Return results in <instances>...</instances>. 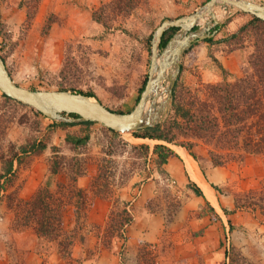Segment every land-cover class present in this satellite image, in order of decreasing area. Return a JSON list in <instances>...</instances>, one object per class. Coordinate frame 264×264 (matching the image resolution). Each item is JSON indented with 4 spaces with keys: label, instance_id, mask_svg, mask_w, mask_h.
<instances>
[{
    "label": "rangeland",
    "instance_id": "rangeland-1",
    "mask_svg": "<svg viewBox=\"0 0 264 264\" xmlns=\"http://www.w3.org/2000/svg\"><path fill=\"white\" fill-rule=\"evenodd\" d=\"M206 1L0 0V56L4 59L12 81L20 87L92 92L93 98L105 108L126 113L136 104L142 84L146 81L149 41L153 30L163 19L189 15ZM252 1L264 5V0ZM219 7L215 8L216 11L212 9L218 12L216 17L214 16L217 21L234 10L225 5ZM210 15L203 24L198 25L203 26ZM249 20L250 15L236 12L223 21L211 38L212 43H207V61L209 60L210 66L217 67L213 55L234 53L238 59L240 78L243 77L247 67L246 59L251 52L252 34L250 31L244 32L240 39L234 41L227 38L237 33ZM191 50L192 48L183 54L176 80V88L182 92L185 100H189L194 94L203 97V87L206 84H216L206 82L203 68H198V65L186 60ZM227 80L231 81V78L227 77ZM161 99L162 97H159L157 101ZM169 114L170 109L163 122ZM52 122L35 115L30 108L22 104L6 103L0 97V174L3 161L15 155L12 173L0 180V192L3 194V191L13 188L6 197V205L12 206V214L15 215L16 224L14 223L13 229L20 225L27 226L28 223L35 224L29 207L24 204L30 199L21 201L15 195L23 185L22 172L31 166V162L43 161L47 166L48 176L52 163L57 162L58 172L65 175V179L63 183H59L61 186H57L56 190L74 191L73 173L83 171L88 157L92 154L93 148L88 147L89 144L79 147V150H71L65 144L48 146L51 144L54 130L48 129L47 126H55ZM74 128L73 126L66 129ZM92 128L100 132L104 139L96 157L98 177L94 182L98 192L104 195L111 194L119 187H139L151 171L147 159L156 144L182 148L188 145L192 153L206 156L210 149L203 140L191 135L186 129L181 135H176L177 139L172 143H165L138 139L132 134L112 136L96 124L90 130ZM82 134L83 132L79 135ZM53 139L57 142L59 138ZM38 143L44 144L46 150L39 151ZM141 145L147 146V152L142 154L143 151L137 149ZM21 148H24L25 152H22ZM52 148L56 150L53 151ZM255 157L254 164H264V156ZM246 162L238 164L245 166ZM42 187L44 186L39 188ZM47 190L49 191V186ZM4 196L6 195H2L0 200L4 199ZM50 196L47 201L50 206L47 214L49 230L47 234L39 236L43 239L38 242V247L40 251L50 252L55 249L51 241L60 238L63 243L61 248L65 251L66 238L59 232L58 227L56 207L59 205V198L52 197L51 194ZM114 206L118 209L123 207L116 202ZM176 207L177 204L172 202L171 208L174 210ZM168 215L167 221L171 219V215ZM106 241L111 243L110 251L115 252L117 240L106 238ZM76 264L95 262L83 263L77 260Z\"/></svg>",
    "mask_w": 264,
    "mask_h": 264
},
{
    "label": "crops",
    "instance_id": "crops-1",
    "mask_svg": "<svg viewBox=\"0 0 264 264\" xmlns=\"http://www.w3.org/2000/svg\"><path fill=\"white\" fill-rule=\"evenodd\" d=\"M207 47V42H198L186 58L203 68L206 82H221L218 65L232 77L240 78L234 53L213 55L217 67H212L207 61ZM74 127L75 130H67L53 124L47 126L54 130L48 146L65 144L71 150H79L83 145L74 148L65 141V137L83 132L80 126ZM92 130L84 144L93 148L92 154L85 163L83 175L75 182V188L81 190V198L73 190L57 191L56 187L61 186L59 183H63L65 175L58 172L49 177L46 164L39 160L31 162V166L22 172L23 185L15 192L19 200L26 201L49 181V193L59 198L56 207L58 227L66 238L65 251L61 248L60 238L51 241L55 249L40 251L38 242L43 238L37 236L35 224L12 228L15 215L12 206L6 205L11 188L3 194L0 192V199L6 195L0 200V264H76L77 260L94 261L95 264H139L138 249L145 244L155 250L156 264H229L231 247L236 248L247 262L264 264L263 212L257 208L235 209V195L258 194L264 187V164H254V156H246L245 166H240L242 162H230L201 171L185 148L167 147L173 154L159 169L155 166V155L149 154L147 161L151 171L139 187H119L104 195L98 192L94 183L98 177L96 157L104 139L100 132ZM54 137L59 138L57 142ZM198 156L204 158L206 154ZM190 161L195 165L194 172L189 168ZM169 180L175 185L170 187ZM195 191H199V195ZM115 202L125 205L132 221L124 230V240L117 241L112 253L111 243L105 247L102 239ZM172 202L177 204L174 210ZM76 211L79 212L78 221ZM168 214L171 219L167 221Z\"/></svg>",
    "mask_w": 264,
    "mask_h": 264
},
{
    "label": "trees",
    "instance_id": "trees-1",
    "mask_svg": "<svg viewBox=\"0 0 264 264\" xmlns=\"http://www.w3.org/2000/svg\"><path fill=\"white\" fill-rule=\"evenodd\" d=\"M175 31L176 28H171L164 32L161 37L160 48L165 45ZM249 31L252 34L250 39L252 47L246 59L247 67L243 77L234 78L218 65L222 74L221 82L206 84L202 89L203 97L194 94L189 100H185L182 92L177 90V83L175 82L172 91L170 114L167 120L152 128L134 132L132 133L133 137L172 143L177 139L176 135H181L186 129L191 135L203 140L210 148L207 156L200 158L197 154L190 151L188 145L183 146L197 162L201 171H204L207 167L224 166L230 162L241 163L246 156H264V23L250 16V20L240 27L237 33L231 34L227 39L231 41L238 40L242 33ZM202 42L212 43V39H206ZM196 44H193L191 48ZM1 58L4 61L3 57ZM213 61L216 62L215 59ZM227 77L231 78V81H228ZM144 84L145 82L142 84L141 90ZM58 90L70 89L59 88ZM73 92L93 97L92 92ZM0 97L6 103H14L2 94H0ZM30 110L35 115L41 116L35 110L31 108ZM113 112L122 113L120 111ZM70 117L77 116L70 115ZM54 124L61 129L73 126H80L83 129L82 136L65 137V141L71 143L74 148L87 142L89 130L94 125L91 122L77 124L54 122ZM105 131L112 136H117L116 133L110 130ZM44 148V144H37L39 151ZM137 149L142 150V154L148 150L145 145H141ZM52 150L55 151L56 149L52 148ZM21 151L25 152V149L21 148ZM152 153L155 155V166L157 169L173 154L169 148L162 144L154 145ZM14 158L15 155L3 161L4 165L0 180L12 173ZM49 172V177L58 172L57 162L54 161L52 163ZM82 173V170L74 172L72 181L75 183L76 177L82 175ZM48 182L47 180L45 186L39 188L32 198L24 203L29 207L30 216H33L37 236L45 235L49 230L47 214H49L50 206L47 201L51 196L47 190ZM216 190L219 191V189ZM73 192L78 198H81V190L74 187ZM195 193L199 195V191H195ZM245 208L250 210L257 208L264 215V187L258 194L235 195V209ZM76 209L78 210L79 207L77 206ZM223 212L228 213L225 210ZM78 213V211L75 212L77 221L79 218ZM131 221V215L125 205L121 209L114 208L109 215L105 228L102 239L103 246L109 247L106 238L108 240L115 238L117 241H123L124 230L131 224ZM138 258L140 260L139 264H156L155 250L149 248L146 244L139 247ZM228 260L229 264H251L234 247L229 250Z\"/></svg>",
    "mask_w": 264,
    "mask_h": 264
},
{
    "label": "water",
    "instance_id": "water-1",
    "mask_svg": "<svg viewBox=\"0 0 264 264\" xmlns=\"http://www.w3.org/2000/svg\"><path fill=\"white\" fill-rule=\"evenodd\" d=\"M234 10L216 20L211 13L209 20L199 26L204 13H209L216 0H207L189 15L163 19L151 33L149 64L143 89L134 107L126 113L105 108L93 97L69 90H36L16 85L0 56V93L6 98L38 112L55 123L91 122L119 135H131L139 130L161 124L171 107L172 91L178 78L183 54L200 41L211 39L223 21L232 13H244L264 23V5L252 0H223ZM174 34L160 48L161 37L168 29ZM159 97L162 99L157 101ZM75 115L77 117H70Z\"/></svg>",
    "mask_w": 264,
    "mask_h": 264
},
{
    "label": "bare ground",
    "instance_id": "bare-ground-1",
    "mask_svg": "<svg viewBox=\"0 0 264 264\" xmlns=\"http://www.w3.org/2000/svg\"><path fill=\"white\" fill-rule=\"evenodd\" d=\"M220 5H225V6L231 7V6H229V4H227L226 2H223V0H216V4H215V6H213V7L211 8V10H210L209 13L205 12L204 15H203V17L198 21L197 24H203V22L206 20L207 16L210 15L211 13L213 14V16L216 17V15L218 14V12H215V11H216L215 8H216V7H219ZM219 8H220V7H219ZM231 8H233V7H231ZM212 9H214L215 11H213ZM233 9H234V8H233ZM188 164H189V168L194 172V171L196 170L194 163H193L192 161H190Z\"/></svg>",
    "mask_w": 264,
    "mask_h": 264
},
{
    "label": "built area",
    "instance_id": "built-area-1",
    "mask_svg": "<svg viewBox=\"0 0 264 264\" xmlns=\"http://www.w3.org/2000/svg\"><path fill=\"white\" fill-rule=\"evenodd\" d=\"M168 185L170 186V187H172V186H174L175 185V183L173 182V181H168Z\"/></svg>",
    "mask_w": 264,
    "mask_h": 264
}]
</instances>
